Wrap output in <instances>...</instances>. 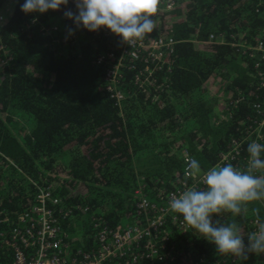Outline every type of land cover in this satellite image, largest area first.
Wrapping results in <instances>:
<instances>
[{
  "label": "trees",
  "instance_id": "trees-1",
  "mask_svg": "<svg viewBox=\"0 0 264 264\" xmlns=\"http://www.w3.org/2000/svg\"><path fill=\"white\" fill-rule=\"evenodd\" d=\"M6 1L11 6L1 11ZM24 2L0 0L4 16L0 47L11 58L0 64V234H8L19 214L33 208L36 190L29 177L41 181L57 198V204H49L56 214L71 211L68 219L77 223L65 229L66 240L74 237L69 234L72 227L81 228L79 223L93 218L90 212L99 213L115 228L134 220L144 224L145 216L135 213L138 197L154 199L188 180L183 153L208 170L231 139L260 120L252 105L264 98V91L256 89L264 81V54L254 52L249 57L239 44L264 42V0H175L172 10H158L153 17L156 28L142 40L149 44L170 36L176 41L166 93L161 101H151L133 84V71L125 68L119 85L125 96L121 112L104 90L106 66L96 62L100 54L117 53L121 38L105 34L103 27L98 31L80 27L70 35L71 44L67 29L75 25L63 12L75 11L73 0L42 14L22 12ZM49 24L57 26L55 37L61 42L42 34L40 26ZM221 32L223 44L205 43L209 34ZM145 52L136 60L138 71L144 66ZM213 79L226 83L223 91L231 101L239 93L243 99L215 104L208 89ZM18 129L27 130L21 141L15 135ZM260 133L264 143V130ZM43 171L49 175L43 176ZM138 188L143 191L139 196ZM246 208L236 216L216 215L221 224L235 223L245 243L251 234L249 221L264 223L260 201ZM174 216H183L172 211L168 217L169 246L177 251L175 264H190L189 256L211 263L224 259L225 264H264V253H250L246 261L231 254L223 258L197 231L182 235L177 222L171 221ZM11 260V248L0 244V264Z\"/></svg>",
  "mask_w": 264,
  "mask_h": 264
},
{
  "label": "built area",
  "instance_id": "built-area-1",
  "mask_svg": "<svg viewBox=\"0 0 264 264\" xmlns=\"http://www.w3.org/2000/svg\"><path fill=\"white\" fill-rule=\"evenodd\" d=\"M174 6L175 0H161L158 10L165 12L172 10ZM3 20L4 16L0 13V21ZM103 29L107 35L118 36L106 27ZM40 31L42 34L51 35L54 42L62 41L55 37L57 26L54 24L41 25ZM66 40L73 44L74 37L68 36ZM224 40L222 32L211 33L205 43L223 44ZM175 43L176 41L170 36H160L149 44L143 40H138L130 46L122 43L119 49H115L117 53L111 51L97 57L96 62L106 66L104 90L120 112L125 96L119 85L125 78V68L133 71V84L142 92L148 93L151 101L158 102L163 99V93H166L167 88L166 76L171 71L170 54L174 50ZM239 48H242V53H247L249 57H252L254 52L264 54L262 40L253 46L245 40L244 43L239 44ZM143 50L146 51L143 56L144 66L138 71L136 60L142 55ZM0 53L4 56L2 62L8 64L11 58L7 54L6 48L1 46ZM261 57L264 59V56ZM126 63L129 64L128 67H126ZM257 66L258 64L255 65V67ZM258 87L264 89V81H261ZM241 99L243 96L239 93L238 98L234 101L238 103ZM229 101L230 103L234 102ZM253 109L260 120L254 121L253 125L246 126L243 131L244 135L231 139L229 148L220 154L218 160L220 166L229 163L233 165L234 160L241 158L240 163L237 162V165L233 166L246 170L249 153L245 154L243 151L245 143L253 141L261 143L262 140L260 130H264V98L255 101ZM183 157V171L188 180H183L177 188L165 194L159 193L154 199L141 196L140 194L143 193L141 188L135 190V194L140 195L135 203V213L137 217L145 216L144 224L139 225L134 220V223L115 228L90 212L89 215H93L91 220L95 229L93 238L95 241L84 249L74 244L76 239L66 240L68 232L64 230V226L69 223V212L62 213L59 210L56 214L49 206L57 204V198L52 195L48 187L40 185L31 211L19 214L16 226L12 227L8 234H0L2 239L0 244L8 246L12 250V260L6 264H174L177 251L173 249V246H169L170 238L167 230L170 221L168 217L172 212L170 200L173 196H179L189 188L200 189L198 181L202 182L203 178L202 175L200 178H193L188 174V162L194 157L189 153H184ZM171 221L177 222L182 235H187L191 230H195L188 226L184 219L174 216ZM251 227L253 232L258 231L259 222L257 219L251 221ZM198 264H225V260H214L213 263H208L204 257H201Z\"/></svg>",
  "mask_w": 264,
  "mask_h": 264
},
{
  "label": "clouds",
  "instance_id": "clouds-1",
  "mask_svg": "<svg viewBox=\"0 0 264 264\" xmlns=\"http://www.w3.org/2000/svg\"><path fill=\"white\" fill-rule=\"evenodd\" d=\"M73 2L75 11L68 9L63 12L64 17L71 19L75 25V29H67L69 36L80 27L88 31H98L101 27H106L120 36L122 43L130 46L144 39L156 28L153 17L161 0ZM68 3L69 0H25L20 8L25 14H42L48 10L58 11ZM247 152L249 160L246 170L229 163L212 167L202 173L199 162L195 158L190 160L187 165L188 174L193 178H200L202 175V183L206 187L189 188L170 200L171 210L182 214L188 226L215 245L216 252L222 255L231 254L242 261H246L250 253H264V223L260 224L257 232L247 236L245 243L244 236L235 223L220 224L213 217L222 212H230L233 216L240 215L242 211H247V204L264 200V174H255L264 173V143L250 142ZM253 211L259 215V209Z\"/></svg>",
  "mask_w": 264,
  "mask_h": 264
},
{
  "label": "rangeland",
  "instance_id": "rangeland-1",
  "mask_svg": "<svg viewBox=\"0 0 264 264\" xmlns=\"http://www.w3.org/2000/svg\"><path fill=\"white\" fill-rule=\"evenodd\" d=\"M11 6V4H10V1H6L5 2V5L2 7V10L1 11H4V10H7V9H9V7ZM6 7V8H5ZM2 14V13H1ZM3 15V14H2ZM4 55H6V53H4ZM4 56H1V61H0V64L2 65V64H7V62H2V58H3ZM225 86H226V83L224 84L223 83V81L221 82V80H216V79H213V81H212V83L209 85V87H208V89H209V92L211 93V96H212V99L213 100H216V104H220V101L222 102H226L227 101V103L229 102L228 101V99L230 98L231 99V97L229 96V95H227V94H225L224 93V91L223 90H225ZM215 93V94H213V93ZM217 94V95H216ZM229 99V100H230ZM227 105V104H226ZM227 108V107H226ZM224 116H227V114L225 113L224 114ZM224 116H222V117H224ZM221 117V118H222ZM18 128H20V125H18L17 126ZM19 130V129H18ZM27 130L26 129H20L19 131H17V130H15V135L17 136V138L21 141L22 140V136H24L25 135V132H26ZM105 133H108V131H105ZM107 138V134H105V135H103V136H101V140L102 141H104L105 139ZM183 155H184V153H183ZM183 161H184V157H183ZM220 166V164H219V162L217 163V164H215V165H213L212 167H219ZM212 167H210L209 169H211ZM208 169V170H209ZM208 170H202V173L203 172H206V171H208ZM261 174H264V173H261ZM42 175L44 176H48L49 175V173L48 172H44L43 171V173H42ZM55 176H61L59 173H55ZM30 179H29V181L32 183V185H33V187H34V189L36 190V192H35V196H36V193L38 192V190L40 189V185H41V181H37L36 179H33V178H31V177H29ZM37 179H43L41 176H38V178ZM198 185H199V187H200V189H204L206 186L201 182V181H198ZM260 202L263 204V206H264V200H260ZM220 220L222 221V219L220 218ZM72 229H76L75 230V232H77V227H72Z\"/></svg>",
  "mask_w": 264,
  "mask_h": 264
},
{
  "label": "water",
  "instance_id": "water-1",
  "mask_svg": "<svg viewBox=\"0 0 264 264\" xmlns=\"http://www.w3.org/2000/svg\"><path fill=\"white\" fill-rule=\"evenodd\" d=\"M256 89L258 90V91H260L261 93L264 91V89L263 88H261V87H256ZM253 106V105H252ZM246 127V126H245ZM244 127V128H245ZM246 145L245 146H248V144H249V142H246L245 143ZM244 151V153L245 154H247L248 152H247V147L243 150ZM263 156H264V154H262V158H263ZM240 160H241V158H240ZM240 160L238 161L239 163H240ZM256 175H261V173L260 172H257V174ZM88 215H89V213H88ZM69 216L71 217V211H69ZM94 216H96V217H100L102 220H104L102 217H101V215L99 214V213H95L94 214ZM215 220H218L219 221V223L221 224V221H220V217L219 216H216L215 217ZM253 220H255V219H253ZM253 220H250L249 221V227H250V230H251V233H253V230H252V227H251V221H253ZM258 220V219H257ZM258 222H259V220H258ZM74 224V223H77L74 219L73 220H70V218H69V224L67 225V227H65L64 228V230L66 229V228H68V226L69 225H71V224ZM80 224V226H81V228L80 227H78L77 228V232H75V230H73V229H71L70 231H69V234H71V235H73L74 237H72L71 239H76V242L74 243L75 245H76V243H77V239L79 238V241H80V243H81V245H77V246H81L80 248H82V249H84V248H88L90 245H92L93 243H94V241H93V238H94V232H95V229L93 228V221L92 220H89V219H87L86 221H84V222H81V223H79ZM259 226H260V222H259ZM191 231H193V230H191ZM194 231H196V230H194ZM68 232V231H67ZM83 232V233H82ZM82 233V235L80 236V234ZM80 236V237H79ZM227 257V255H224V257L223 258H226ZM176 260H177V258L175 259V262H176ZM199 260V259H198ZM198 260H194L192 257H190L189 256V259H188V263H190V264H198ZM216 260H220V259H216ZM232 261H234V260H232ZM175 262H174V264H175ZM214 262V261H213ZM212 262V263H213ZM208 263H211V262H209L208 261Z\"/></svg>",
  "mask_w": 264,
  "mask_h": 264
},
{
  "label": "crops",
  "instance_id": "crops-1",
  "mask_svg": "<svg viewBox=\"0 0 264 264\" xmlns=\"http://www.w3.org/2000/svg\"><path fill=\"white\" fill-rule=\"evenodd\" d=\"M211 84V83H210ZM213 93V92H212ZM213 94H215V93H213ZM217 95V94H216ZM213 102L216 104V100H213ZM220 103H221V101H220Z\"/></svg>",
  "mask_w": 264,
  "mask_h": 264
}]
</instances>
